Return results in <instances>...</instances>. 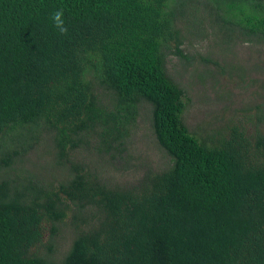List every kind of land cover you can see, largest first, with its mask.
<instances>
[{"label":"trees","instance_id":"obj_1","mask_svg":"<svg viewBox=\"0 0 264 264\" xmlns=\"http://www.w3.org/2000/svg\"><path fill=\"white\" fill-rule=\"evenodd\" d=\"M191 5L264 46V0H0V264H264V135L240 121L199 140L167 73V57L189 60ZM144 107L170 164L111 182ZM40 150L62 179L37 175Z\"/></svg>","mask_w":264,"mask_h":264},{"label":"rangeland","instance_id":"obj_2","mask_svg":"<svg viewBox=\"0 0 264 264\" xmlns=\"http://www.w3.org/2000/svg\"><path fill=\"white\" fill-rule=\"evenodd\" d=\"M202 10L199 6L195 11L191 5L179 22L185 28L182 32L189 41L183 47L189 60L184 62L174 56L166 60L168 75L184 90L188 101L183 122L191 134L209 144L211 139L215 141L220 135L227 134L229 127L240 121L248 124V135L254 134L255 129L264 135V122L248 121L253 116L252 108H264V46L249 42L235 44V40L222 34L218 22H210L208 18H203L202 25H199L204 14ZM201 30H205L206 35L194 39L202 35ZM147 110L145 107L141 110L137 127L129 140L128 163L131 170L123 171L125 161L116 157L114 166L105 174L111 182L133 184L142 174L143 167L161 171L169 166L170 159L152 136ZM31 159L39 164L37 175L43 174L47 180L62 179L64 171L53 169V165L50 168L45 150L31 155ZM100 164L108 168V164ZM63 233L56 241L60 251L55 258L70 246V235L66 231Z\"/></svg>","mask_w":264,"mask_h":264},{"label":"clouds","instance_id":"obj_3","mask_svg":"<svg viewBox=\"0 0 264 264\" xmlns=\"http://www.w3.org/2000/svg\"><path fill=\"white\" fill-rule=\"evenodd\" d=\"M51 22L53 27L60 35H67L68 27L64 19V9H58L54 11L51 15Z\"/></svg>","mask_w":264,"mask_h":264}]
</instances>
